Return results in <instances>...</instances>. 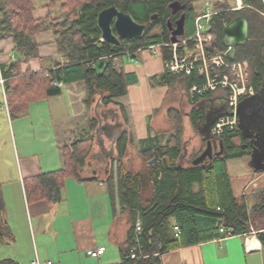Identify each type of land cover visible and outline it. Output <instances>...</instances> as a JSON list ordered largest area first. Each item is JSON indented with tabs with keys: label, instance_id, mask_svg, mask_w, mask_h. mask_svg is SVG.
I'll list each match as a JSON object with an SVG mask.
<instances>
[{
	"label": "crops",
	"instance_id": "crops-1",
	"mask_svg": "<svg viewBox=\"0 0 264 264\" xmlns=\"http://www.w3.org/2000/svg\"><path fill=\"white\" fill-rule=\"evenodd\" d=\"M4 3L5 0H0V7ZM50 14L55 15L56 10L50 11L48 0L35 4L36 19L50 23ZM35 40L38 56L28 58L18 51L14 38H0V80L5 79L3 83L0 81V181L5 200L0 224L6 221L14 235L13 242L0 244V261L14 259L30 264L38 257L42 262L52 260L54 264L121 263V248L127 245L132 219L136 216L139 221L137 205H147L154 194L153 184L163 180V171L157 172L154 167L155 163L163 164V157L150 164L156 149L171 145L178 138V161L170 165L182 163V168L193 165L204 145L201 148L196 141L188 145L186 130L195 127L192 110L199 112L197 130L203 137L201 131L208 128L206 117L215 112L211 103L221 102L220 109L225 111L226 94L210 93L192 101L189 89L195 84L188 87L187 76L176 75L174 85L170 86L162 80L168 72L162 52L141 48L114 56L118 72H124L132 81L127 94L114 99L109 106L102 100L108 92L96 90L89 102L86 84L75 82L63 84L60 94L39 99L30 104L26 114L12 118L6 94L8 79L29 71L48 73L66 63L52 27L38 32ZM186 100L191 110L182 117L180 110ZM88 139L80 147L85 151L90 145V152L78 167L79 175L65 180L62 200L30 201L27 180L63 168L64 150ZM125 144V154L119 157L120 147ZM115 160L122 165L121 174H129L130 185L144 200L124 198L130 186L125 187L117 178ZM250 161L249 154L231 157L227 159V167L234 196L244 198L253 214L263 204L264 170L256 169ZM131 162L133 165H128ZM112 172L114 199L108 184ZM193 188L197 191L199 183H193ZM170 222L178 236L176 219L172 217ZM100 248L104 249L102 254L89 255V251ZM161 261L162 264H264V243L254 231L228 235L164 252Z\"/></svg>",
	"mask_w": 264,
	"mask_h": 264
},
{
	"label": "trees",
	"instance_id": "trees-1",
	"mask_svg": "<svg viewBox=\"0 0 264 264\" xmlns=\"http://www.w3.org/2000/svg\"><path fill=\"white\" fill-rule=\"evenodd\" d=\"M196 2L197 0H48L50 11L56 10L57 16L50 14V23H47V20L34 17V0H5L4 5L0 7V38H14L20 53L28 58L37 57L38 44L35 35L52 27L57 35L60 52L66 57L64 66L48 73L29 71L24 74L18 73L12 79H8L6 94L11 117L23 116L30 104L39 99L60 94L61 88L54 84L56 81L63 84L84 82L88 88L89 102H92L96 90H101L108 92L102 99L103 104L109 106L114 103V99L127 94L128 85L132 81L124 72H118L113 61L114 56L151 45L171 43V29L177 27L182 18L185 20V33L179 38L194 34L198 14ZM244 3L249 4L251 8L227 12L216 21L213 33L216 45L224 48L221 36L225 22L228 23L237 14L247 16L250 22V38L245 45L239 46L237 59L250 65V81L260 89L264 83V5L261 0H244ZM111 5H116L122 11L132 14L137 21L145 23L147 25L145 34L135 40H124L120 47L101 41V32L97 26L98 13ZM215 7L231 9L234 6L227 1H219ZM65 12H67L65 15L59 17V14ZM154 15H157L156 19H153ZM161 52L165 60L170 59L169 48H161ZM106 55L111 56V62L99 76L91 67L97 59ZM5 75L9 76L7 72ZM176 77L167 72L162 76V80L173 86ZM205 80L198 71H193L191 75H187L186 83L191 87L193 84L201 85ZM250 97H240L238 129L226 130L220 136L228 151L221 156H215L212 166L190 164L179 171H171L164 168L162 163L154 164L157 172L163 171V180L159 183L155 181L153 184L154 194L147 205H137L140 210L141 232H136L138 219L135 216L132 219L127 245L121 248L122 262L117 264H162L161 255L164 252L253 231L264 243V195L263 204L251 214L246 200L234 196L227 167L228 158L246 154L252 156L256 150L261 152V164L264 165V109L253 107ZM223 114L225 111L221 109L209 113L206 117L208 128L202 132L212 134L213 126ZM198 117L199 112L194 108L192 119L196 129H199ZM254 119L258 121H254L256 124L252 123ZM85 141L89 139L80 140L75 146L64 150L63 168L27 180L26 188L30 201L62 200L65 180L79 175L78 167L85 162L90 152V145L87 150H81L80 146ZM202 143L206 147L204 135ZM125 149L126 144L120 147L119 157L125 154ZM179 149L180 142L177 138L171 145L160 146L155 154L159 158L166 157L168 162L170 161L169 164H176ZM209 161L206 160V163ZM260 170H264V166ZM121 171L120 163L116 170L117 178L119 176L120 183H125V187L130 186L126 189L127 195L124 198L131 197L135 202L138 199L144 200L130 185L129 174L124 176ZM195 182L199 183L197 191L193 188ZM108 184L111 197L114 199V172L109 176ZM4 209L5 200L0 181V212ZM172 217L179 226L178 236L170 222ZM221 228L224 231H221ZM13 239L11 226L6 221L1 223L0 244L11 242ZM131 249L136 254L135 258L131 257ZM0 264L21 263L14 259H4Z\"/></svg>",
	"mask_w": 264,
	"mask_h": 264
},
{
	"label": "built area",
	"instance_id": "built-area-1",
	"mask_svg": "<svg viewBox=\"0 0 264 264\" xmlns=\"http://www.w3.org/2000/svg\"><path fill=\"white\" fill-rule=\"evenodd\" d=\"M238 7L230 10H237L241 6L242 0L238 2ZM229 9L216 8L210 1H205L202 9L198 11L195 19V32L190 36L178 38L177 42L160 43L145 48L151 49L154 53H160L161 48L170 49V59L165 60V68L174 75H191L193 71H198L200 76L205 77V82L201 85H193L189 89V96L192 101L204 97L210 93L224 92L227 98L225 114L221 115L212 128V135L220 137L226 130L238 129V103L242 96H253L257 88L250 81V65L247 62L235 59L230 60L228 52L230 47L220 48L216 45L213 27L217 18ZM2 83L4 78L0 80ZM58 87L63 86L62 82L56 81ZM119 162L114 161V171L116 172ZM221 231H224L221 228ZM136 232H141V223L137 221ZM104 249L89 251V255L98 256ZM131 257L136 254L130 250ZM30 264H54L52 260L42 262L38 257Z\"/></svg>",
	"mask_w": 264,
	"mask_h": 264
},
{
	"label": "water",
	"instance_id": "water-1",
	"mask_svg": "<svg viewBox=\"0 0 264 264\" xmlns=\"http://www.w3.org/2000/svg\"><path fill=\"white\" fill-rule=\"evenodd\" d=\"M156 18L157 15H154L153 19ZM184 23V18L178 22L177 28L172 34V42H177L178 37L184 35ZM97 26L101 32V41L114 47L122 46L123 41L126 39L135 40L142 37L147 29V25L145 23L137 21L132 14L122 11L116 5L106 7L98 13ZM249 38L250 22L245 15H238L226 23L222 34V44L225 47H230L228 52V57L230 60L236 59L238 47L245 45L249 41ZM110 62L111 56H102L92 64L91 69L94 70L97 75L101 76L105 72ZM250 101L253 104V107L264 109V83L260 89H257L256 94L250 97ZM256 120L257 119H254L252 123L256 124V122H258ZM260 129L263 131L262 127H260ZM116 130L118 129L116 128ZM202 134L204 135V139H206V147L192 161V163L193 165L202 164L204 166L210 167L212 166V160L215 156H221L222 154H225V143L222 139H217L212 134L207 135L204 132H202ZM260 138L261 136L259 135V139ZM260 153L261 152L259 150L254 151L250 161V165L254 166L258 170L262 169L264 166L261 164L262 156ZM158 160L159 156L156 155L150 161V164H153ZM206 160H210L209 163H206ZM162 161L165 167L173 170H178L183 166L182 163L170 165L166 157H164Z\"/></svg>",
	"mask_w": 264,
	"mask_h": 264
},
{
	"label": "rangeland",
	"instance_id": "rangeland-1",
	"mask_svg": "<svg viewBox=\"0 0 264 264\" xmlns=\"http://www.w3.org/2000/svg\"><path fill=\"white\" fill-rule=\"evenodd\" d=\"M205 1H210L212 4H216L217 2H221V1H227L228 3H230L231 5H233L234 7H238V5H239V3L238 2H240L241 0H197V2H196V9H197V12L199 11V10H201L202 9V5H203V3L205 2ZM34 3L36 4V5H38L39 4V0H34ZM241 6H243V3H241ZM60 8V7H59ZM67 12H65L64 14H59V17L60 16H62V15H65ZM56 16H57V14H56ZM167 104V103H166ZM183 109L181 108V110H180V112L182 113V117L183 116H185V114L186 113H188V112H190V110H191V105L188 103V101L186 100L184 103H183ZM168 108H169V106H168ZM93 113V112H92ZM91 115H93V114H91ZM189 137V140H188V145H190L193 141H196L198 144V146L199 147H203V143H202V137H201V135H200V133H199V131L195 128V127H193V128H191V129H187L186 130V137ZM205 149V147L203 148V150ZM129 160H131V159H129ZM133 165V162H131V163H129L128 165ZM121 240V242H123L124 240H122V239H120ZM14 241V240H13ZM12 241V242H13ZM120 242V243H121Z\"/></svg>",
	"mask_w": 264,
	"mask_h": 264
},
{
	"label": "flooded vegetation",
	"instance_id": "flooded-vegetation-1",
	"mask_svg": "<svg viewBox=\"0 0 264 264\" xmlns=\"http://www.w3.org/2000/svg\"><path fill=\"white\" fill-rule=\"evenodd\" d=\"M242 3H243V7H241V8H239V9H237V10H230L229 9V11L227 10L224 14H226L227 12H230V11H241V10H243L244 8H246V7H248V8H251V6L248 4V5H245V3H244V0H242ZM262 3H263V5H264V1H262ZM223 14V15H224ZM222 15V16H223ZM238 15H243V14H237V16ZM246 16V15H245ZM247 17V16H246ZM218 19L219 18H217V20L216 21H218ZM225 25H226V22H225ZM215 26V25H214ZM177 27H173L172 29H171V33L173 34V32H174V30L176 29ZM223 34V33H222ZM216 40V39H215ZM221 42H222V36H221ZM224 48H227V47H225L224 46ZM238 49H239V47H238ZM238 49H237V51H238ZM236 59H237V57H236ZM211 105H212V107H211V110H213V111H216V110H219L221 107H222V103L221 102H219V103H216V102H212L211 103ZM215 138H217V139H222L221 137H215ZM228 151V149H225V152H227Z\"/></svg>",
	"mask_w": 264,
	"mask_h": 264
},
{
	"label": "bare ground",
	"instance_id": "bare-ground-1",
	"mask_svg": "<svg viewBox=\"0 0 264 264\" xmlns=\"http://www.w3.org/2000/svg\"><path fill=\"white\" fill-rule=\"evenodd\" d=\"M179 38V37H178Z\"/></svg>",
	"mask_w": 264,
	"mask_h": 264
}]
</instances>
